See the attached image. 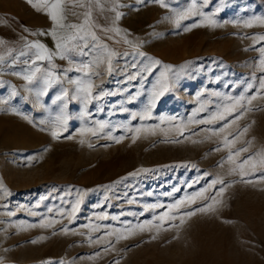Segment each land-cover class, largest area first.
I'll use <instances>...</instances> for the list:
<instances>
[{"label":"rangeland","instance_id":"rangeland-1","mask_svg":"<svg viewBox=\"0 0 264 264\" xmlns=\"http://www.w3.org/2000/svg\"><path fill=\"white\" fill-rule=\"evenodd\" d=\"M0 264H264V0H0Z\"/></svg>","mask_w":264,"mask_h":264},{"label":"crops","instance_id":"crops-1","mask_svg":"<svg viewBox=\"0 0 264 264\" xmlns=\"http://www.w3.org/2000/svg\"><path fill=\"white\" fill-rule=\"evenodd\" d=\"M41 7H42L44 10H47V7H46L45 4H43Z\"/></svg>","mask_w":264,"mask_h":264}]
</instances>
